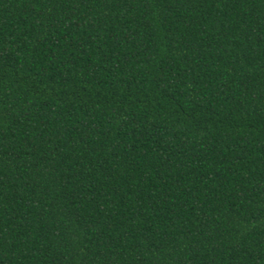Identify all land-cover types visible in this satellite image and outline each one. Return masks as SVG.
Listing matches in <instances>:
<instances>
[{
  "label": "trees",
  "instance_id": "16d2710c",
  "mask_svg": "<svg viewBox=\"0 0 264 264\" xmlns=\"http://www.w3.org/2000/svg\"><path fill=\"white\" fill-rule=\"evenodd\" d=\"M0 264H264V0H0Z\"/></svg>",
  "mask_w": 264,
  "mask_h": 264
}]
</instances>
